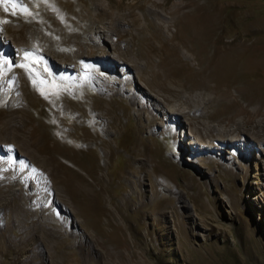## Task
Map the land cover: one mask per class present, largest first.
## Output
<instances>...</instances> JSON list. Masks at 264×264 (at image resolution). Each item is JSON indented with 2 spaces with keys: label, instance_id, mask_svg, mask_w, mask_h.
Wrapping results in <instances>:
<instances>
[{
  "label": "rangeland",
  "instance_id": "1",
  "mask_svg": "<svg viewBox=\"0 0 264 264\" xmlns=\"http://www.w3.org/2000/svg\"><path fill=\"white\" fill-rule=\"evenodd\" d=\"M8 2L12 12L0 14V29L29 25L45 43L55 48L62 43L59 33L68 25L64 18L56 17L51 33L41 19H34L47 0ZM199 2L211 15L197 19L221 21L224 41H238L254 28L264 38V0ZM244 23L251 30L241 29ZM99 26L101 35L88 28L87 41L100 52L68 66L46 49L18 53L0 32V46L7 41L9 51L0 53V101L12 77L20 75L23 86L9 93L6 106L28 112L48 135L45 148L55 153L50 154L52 167L44 168L39 154L32 159L18 144L0 141V195L12 187L16 200L35 199L57 176L63 180L58 187L73 192L63 199L42 195L48 206L41 210L60 215L65 229L78 236L72 251L53 243L40 250L41 258L51 254L56 262L16 264H84L85 258L86 264H264V140L254 132L214 135L181 114L163 118L162 111L172 108L161 98V87L144 69L138 72L123 57L120 62L118 34ZM42 66L46 72L36 78L34 67ZM8 67L13 73L5 75ZM63 70L74 80L64 82ZM249 75L250 86L264 84ZM242 88L238 94L253 97L249 87ZM241 102L246 104L244 98ZM72 110L85 113L79 125ZM212 123L220 128L216 120ZM194 131L205 145L194 143ZM84 136L90 140L85 146ZM200 153L209 157L203 160ZM114 238L120 239L119 246ZM109 251L114 262L107 259Z\"/></svg>",
  "mask_w": 264,
  "mask_h": 264
},
{
  "label": "bare ground",
  "instance_id": "2",
  "mask_svg": "<svg viewBox=\"0 0 264 264\" xmlns=\"http://www.w3.org/2000/svg\"><path fill=\"white\" fill-rule=\"evenodd\" d=\"M200 5L199 0H47L45 7L39 15H34V19H41L47 33L55 29L57 16L65 19L68 24L66 32L59 33L63 40L56 48L36 37V27H2L0 32H5L6 39L18 53L46 49L57 56L60 62L63 61V66H68V63L85 56L93 58L100 52L89 45L87 30L92 28L96 34L101 35L99 24H104V30H114L119 36L120 47L116 46L115 51L120 62L123 57L138 72L144 69L151 76V82L163 90L159 94L164 103L172 108L168 113L162 111L163 118H171L170 113L181 114L192 117L195 124L204 126L214 135L228 137L238 132H254L264 140V84L261 87L250 86L246 76L253 74L264 79V38L254 28L251 34L241 35L238 41H224L221 21L202 22V19H197L211 15L208 9ZM12 7L8 0H0V14L4 11L12 12ZM92 8L95 13H91ZM239 26L243 30H251L247 23ZM6 44L7 41L0 46V53L4 56L9 53L6 52ZM142 59L145 60L144 67L141 65ZM24 62L27 64L28 60ZM45 67H34V76L43 78ZM85 67H89L88 71L93 69L91 62L85 63ZM4 72L5 75L13 73L10 67L5 68ZM19 76L15 74L12 77V84L8 90H4L5 97L0 101V141L18 144L32 159L39 154L40 165L51 168L50 154L55 153H51L53 148H45L49 138L41 130V125L35 124L33 117L17 106H6L9 93L23 83ZM60 76L64 82L75 78L64 70ZM243 84L249 87L253 97L238 94ZM242 98L246 104L241 102ZM65 111L69 110L65 108ZM72 115H78L74 117L76 125L86 117L85 113L78 114L77 110H72ZM215 120L220 128L212 123ZM194 134V143L205 145L201 135L195 131ZM87 141H90L89 137L84 136L81 144L85 146ZM202 155L204 153L199 156L203 160L209 157ZM55 170L58 174L56 167ZM62 181L54 176L45 185L44 193L35 199L22 197V200H16L14 196L17 192L12 187L0 195V253L3 254L0 263H38L50 258L56 262L51 254L41 258L40 250H49L50 243H53L72 251V247L78 244V236L65 229L60 215L47 214L41 210V207L48 206L42 195L54 194L63 199L73 192L68 187L59 188L58 183ZM112 242L119 246L120 239L114 238ZM114 257V252L107 253V259L114 262ZM86 261L87 258L83 263L86 264Z\"/></svg>",
  "mask_w": 264,
  "mask_h": 264
},
{
  "label": "snow or ice",
  "instance_id": "3",
  "mask_svg": "<svg viewBox=\"0 0 264 264\" xmlns=\"http://www.w3.org/2000/svg\"><path fill=\"white\" fill-rule=\"evenodd\" d=\"M30 14V13H29ZM6 22V21H5Z\"/></svg>",
  "mask_w": 264,
  "mask_h": 264
}]
</instances>
